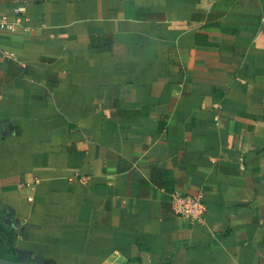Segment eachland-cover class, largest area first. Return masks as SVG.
I'll list each match as a JSON object with an SVG mask.
<instances>
[{"label": "crops", "instance_id": "1", "mask_svg": "<svg viewBox=\"0 0 264 264\" xmlns=\"http://www.w3.org/2000/svg\"><path fill=\"white\" fill-rule=\"evenodd\" d=\"M0 17L19 261L264 264V0H0ZM173 193L202 196V220Z\"/></svg>", "mask_w": 264, "mask_h": 264}, {"label": "built area", "instance_id": "2", "mask_svg": "<svg viewBox=\"0 0 264 264\" xmlns=\"http://www.w3.org/2000/svg\"><path fill=\"white\" fill-rule=\"evenodd\" d=\"M16 23H9L6 18L0 17V31L14 32ZM170 209L174 216L187 219L190 222L200 221L205 213L202 196L192 197L173 193L170 197Z\"/></svg>", "mask_w": 264, "mask_h": 264}, {"label": "trees", "instance_id": "3", "mask_svg": "<svg viewBox=\"0 0 264 264\" xmlns=\"http://www.w3.org/2000/svg\"><path fill=\"white\" fill-rule=\"evenodd\" d=\"M8 230V229H7ZM10 235L5 236L0 233V257H12L15 254L14 249V233L8 230Z\"/></svg>", "mask_w": 264, "mask_h": 264}, {"label": "water", "instance_id": "4", "mask_svg": "<svg viewBox=\"0 0 264 264\" xmlns=\"http://www.w3.org/2000/svg\"><path fill=\"white\" fill-rule=\"evenodd\" d=\"M3 210H4V207L0 202V233L4 234L5 236H9L10 233L7 230V228H5V223L2 220V216H1L3 215ZM0 264H38V263L32 262L30 260L25 261V262L19 261L16 255L14 254L12 255L11 258L10 257H0Z\"/></svg>", "mask_w": 264, "mask_h": 264}, {"label": "flooded vegetation", "instance_id": "5", "mask_svg": "<svg viewBox=\"0 0 264 264\" xmlns=\"http://www.w3.org/2000/svg\"><path fill=\"white\" fill-rule=\"evenodd\" d=\"M2 216V215H1Z\"/></svg>", "mask_w": 264, "mask_h": 264}]
</instances>
